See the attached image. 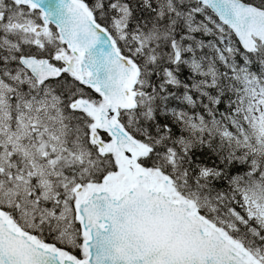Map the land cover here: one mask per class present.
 I'll return each mask as SVG.
<instances>
[{
    "label": "snow or ice",
    "instance_id": "1",
    "mask_svg": "<svg viewBox=\"0 0 264 264\" xmlns=\"http://www.w3.org/2000/svg\"><path fill=\"white\" fill-rule=\"evenodd\" d=\"M0 264H264V0H0Z\"/></svg>",
    "mask_w": 264,
    "mask_h": 264
}]
</instances>
